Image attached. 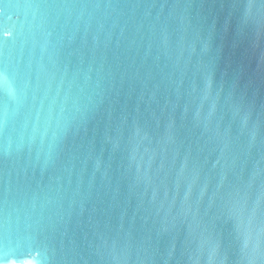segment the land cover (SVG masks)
Returning a JSON list of instances; mask_svg holds the SVG:
<instances>
[{"label":"water","instance_id":"95a60500","mask_svg":"<svg viewBox=\"0 0 264 264\" xmlns=\"http://www.w3.org/2000/svg\"><path fill=\"white\" fill-rule=\"evenodd\" d=\"M0 264H264V0H0Z\"/></svg>","mask_w":264,"mask_h":264}]
</instances>
